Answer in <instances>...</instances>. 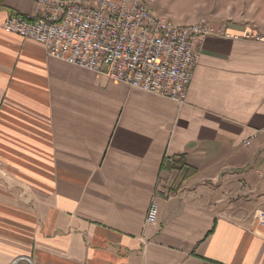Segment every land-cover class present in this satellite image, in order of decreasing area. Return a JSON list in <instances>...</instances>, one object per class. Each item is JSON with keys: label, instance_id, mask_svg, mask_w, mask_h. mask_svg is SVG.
I'll list each match as a JSON object with an SVG mask.
<instances>
[{"label": "crops", "instance_id": "0c3cea01", "mask_svg": "<svg viewBox=\"0 0 264 264\" xmlns=\"http://www.w3.org/2000/svg\"><path fill=\"white\" fill-rule=\"evenodd\" d=\"M34 14L0 0V264H264V42L207 38L179 106L2 29ZM253 23L264 0L209 22L236 37ZM165 157L185 166L147 225Z\"/></svg>", "mask_w": 264, "mask_h": 264}, {"label": "built area", "instance_id": "2783aa9c", "mask_svg": "<svg viewBox=\"0 0 264 264\" xmlns=\"http://www.w3.org/2000/svg\"><path fill=\"white\" fill-rule=\"evenodd\" d=\"M34 2L35 14L8 16L2 24L4 32L40 44L50 58L103 76L100 0ZM109 2L111 80L179 106L186 102L199 49L207 38L264 42V29L253 27L242 36H230L205 21L181 25L169 21L142 0ZM244 144L249 145V141ZM171 194L166 187L157 188L147 209V225L157 224L156 199H168ZM254 218L258 226H264V213L257 212ZM11 264L33 262L21 256Z\"/></svg>", "mask_w": 264, "mask_h": 264}, {"label": "rangeland", "instance_id": "374dc122", "mask_svg": "<svg viewBox=\"0 0 264 264\" xmlns=\"http://www.w3.org/2000/svg\"><path fill=\"white\" fill-rule=\"evenodd\" d=\"M155 14L177 24H194L198 21L209 22L227 0H142ZM231 0H228V3ZM252 26H264L253 23ZM259 29V28H258ZM263 30V29H260Z\"/></svg>", "mask_w": 264, "mask_h": 264}, {"label": "bare ground", "instance_id": "6f19581e", "mask_svg": "<svg viewBox=\"0 0 264 264\" xmlns=\"http://www.w3.org/2000/svg\"><path fill=\"white\" fill-rule=\"evenodd\" d=\"M109 0H100V26H101V54L102 73L106 78L111 79V55H110V27H109Z\"/></svg>", "mask_w": 264, "mask_h": 264}, {"label": "trees", "instance_id": "16d2710c", "mask_svg": "<svg viewBox=\"0 0 264 264\" xmlns=\"http://www.w3.org/2000/svg\"><path fill=\"white\" fill-rule=\"evenodd\" d=\"M185 166V162L181 159L177 160V159H172L171 158H167L165 157L163 160V163L161 165V173L159 174V179L157 181V185L155 188V191L157 190V188H159V186H165L164 183L167 181L164 179L163 175H166V177L169 175V173H171L172 171L176 170V171H181L183 169V167ZM162 172H166V173H162ZM170 192V189H168Z\"/></svg>", "mask_w": 264, "mask_h": 264}]
</instances>
